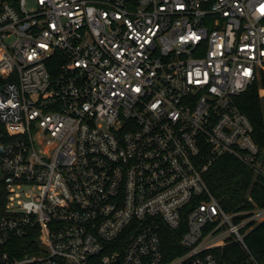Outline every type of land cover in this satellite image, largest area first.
<instances>
[{
  "label": "built area",
  "instance_id": "obj_1",
  "mask_svg": "<svg viewBox=\"0 0 264 264\" xmlns=\"http://www.w3.org/2000/svg\"><path fill=\"white\" fill-rule=\"evenodd\" d=\"M33 4L0 0V264L255 261L264 207L226 212L204 174L229 155L264 179L235 104L264 72V0Z\"/></svg>",
  "mask_w": 264,
  "mask_h": 264
},
{
  "label": "trees",
  "instance_id": "obj_2",
  "mask_svg": "<svg viewBox=\"0 0 264 264\" xmlns=\"http://www.w3.org/2000/svg\"><path fill=\"white\" fill-rule=\"evenodd\" d=\"M259 89H264V72L258 81L235 99V104L250 120L252 137L260 147L264 160V95L259 94ZM204 179L212 195L228 213L248 210L253 204L264 207V179L255 176L250 169L229 155L218 157L205 172ZM248 198L253 202H249ZM181 233H169L165 239V249L171 256L176 253L174 248L179 244ZM244 242L255 261L236 242H229L214 253L223 264H264V221L245 234Z\"/></svg>",
  "mask_w": 264,
  "mask_h": 264
},
{
  "label": "rangeland",
  "instance_id": "obj_3",
  "mask_svg": "<svg viewBox=\"0 0 264 264\" xmlns=\"http://www.w3.org/2000/svg\"><path fill=\"white\" fill-rule=\"evenodd\" d=\"M27 1V8L28 9H30L31 7H33L34 6V4H33V0H26ZM264 94H262V96H263Z\"/></svg>",
  "mask_w": 264,
  "mask_h": 264
}]
</instances>
